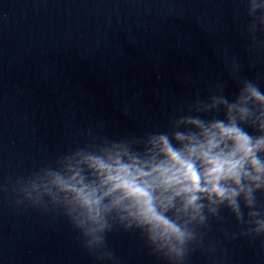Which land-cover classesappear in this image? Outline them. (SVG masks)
Returning a JSON list of instances; mask_svg holds the SVG:
<instances>
[{
	"label": "clouds",
	"instance_id": "obj_1",
	"mask_svg": "<svg viewBox=\"0 0 264 264\" xmlns=\"http://www.w3.org/2000/svg\"><path fill=\"white\" fill-rule=\"evenodd\" d=\"M246 2L250 20L241 30L255 44L264 0ZM233 78L239 89L231 98L224 82L210 85L207 97L197 92L169 118L166 131L89 129L83 145L9 179L13 203L63 218L104 264H117L108 245L114 232L138 233L167 264L215 251L206 244L213 221L229 241L259 238L264 246V91L256 80ZM229 218L234 231L224 227Z\"/></svg>",
	"mask_w": 264,
	"mask_h": 264
}]
</instances>
